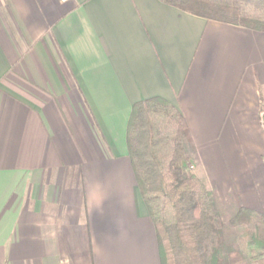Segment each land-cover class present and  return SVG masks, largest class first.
Listing matches in <instances>:
<instances>
[{"label":"crops","instance_id":"1","mask_svg":"<svg viewBox=\"0 0 264 264\" xmlns=\"http://www.w3.org/2000/svg\"><path fill=\"white\" fill-rule=\"evenodd\" d=\"M155 97L219 197L264 214V33L159 0H0V264H160L127 145Z\"/></svg>","mask_w":264,"mask_h":264},{"label":"trees","instance_id":"2","mask_svg":"<svg viewBox=\"0 0 264 264\" xmlns=\"http://www.w3.org/2000/svg\"><path fill=\"white\" fill-rule=\"evenodd\" d=\"M159 1L264 33V0ZM127 145L155 226L160 264H264V214L240 207L232 194L221 200L176 107L159 97L136 103Z\"/></svg>","mask_w":264,"mask_h":264},{"label":"rangeland","instance_id":"3","mask_svg":"<svg viewBox=\"0 0 264 264\" xmlns=\"http://www.w3.org/2000/svg\"><path fill=\"white\" fill-rule=\"evenodd\" d=\"M190 169H191V171H193V167L192 166H190ZM229 196V195H228ZM227 196V197H228ZM234 196V195H233ZM234 198H235V196H234ZM222 200V199H221ZM226 200V199H225ZM222 201H224V200H222Z\"/></svg>","mask_w":264,"mask_h":264}]
</instances>
